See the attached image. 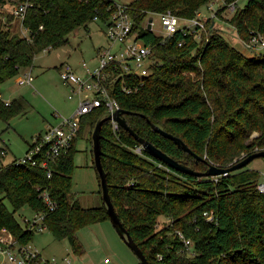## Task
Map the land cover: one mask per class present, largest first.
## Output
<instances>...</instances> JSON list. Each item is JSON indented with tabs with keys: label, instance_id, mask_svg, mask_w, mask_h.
Returning <instances> with one entry per match:
<instances>
[{
	"label": "trees",
	"instance_id": "16d2710c",
	"mask_svg": "<svg viewBox=\"0 0 264 264\" xmlns=\"http://www.w3.org/2000/svg\"><path fill=\"white\" fill-rule=\"evenodd\" d=\"M7 1L0 3L4 6ZM26 1L32 3L22 22L28 37L11 33L15 16L1 9L10 24L0 29V86L32 68L38 53L67 44L77 29L97 20L107 24L116 9L108 0H14L15 4ZM214 1L127 3L139 39L152 46L156 64L148 77L125 78L130 93L122 90V81L108 86L121 110L130 113L124 118L140 138L200 173L211 166L229 168L264 151V54L259 50L252 51L253 57L244 55L215 20L206 24L200 39L181 32L165 39L146 29L145 21L149 15L169 11L193 19ZM219 1L220 18L235 5L225 22L239 39L264 38V0H248L243 9L237 7L238 0ZM24 111L21 99L6 105L0 97V117L5 121ZM106 116L103 107L87 114L70 151L50 162L49 169L17 164L18 160L0 168V233L6 229L20 245L28 246L37 227L26 221L21 225L15 214L29 207L45 215L42 226L56 240H68L75 254H84L78 232L109 216L105 205L84 208L76 199L74 161L78 143L85 140L92 146L93 131ZM151 124L180 138L201 160L154 131ZM139 147L141 152L136 150ZM101 148L115 211L149 264H264V193L258 188L264 177L259 171L245 167L202 178L183 174L152 157L123 128L113 131L110 121L102 125ZM44 192L55 204L53 210L41 197Z\"/></svg>",
	"mask_w": 264,
	"mask_h": 264
},
{
	"label": "rangeland",
	"instance_id": "374dc122",
	"mask_svg": "<svg viewBox=\"0 0 264 264\" xmlns=\"http://www.w3.org/2000/svg\"><path fill=\"white\" fill-rule=\"evenodd\" d=\"M114 1L118 4H127L132 0ZM247 2L248 0H238L237 7L243 9ZM15 6L14 0H9L2 8L5 9L3 11L11 12ZM220 7H223L222 2H216L213 12L216 13ZM3 11L0 9V29H6L11 23L8 27L13 35L28 37L29 32L26 27H23L22 22L13 17V20L8 23L6 17L2 16ZM203 11L207 12L206 9ZM234 11L235 9L229 8L222 14L223 18L216 15L215 19L209 21L215 20L213 23L216 22L219 28L223 27V34L236 49L248 57H253L255 53L225 22L226 18L232 17ZM1 17H5L4 22ZM150 17H153L155 21L152 32L165 38L166 31L162 27L160 17L155 14L149 15L145 24ZM106 33V24L99 20L90 23L87 28H79L69 35L67 44L38 53L32 68L23 69L17 77L0 86L5 103L21 99L25 104L24 113L15 115L8 121L0 117V168L15 160L24 159L28 153L29 144L33 143L35 137L45 132L47 127L58 122L57 115L69 117L74 113L78 106V99H69L72 89L61 79V71L70 67L75 75L84 77L86 71L82 64L85 62L90 68H94L98 61L99 50L109 47ZM197 35L200 39V34ZM261 53L264 54V49ZM29 73L33 76L32 84L20 85L18 79ZM77 149L78 153L74 161L73 193L82 207H101L105 203L91 152L92 146L83 140L78 143ZM3 150L6 152L4 155L1 154ZM247 168L259 171L264 177V158L254 160ZM6 205L9 210H13L8 201ZM15 216L19 223L24 225L25 220L34 219L35 213L29 207H24ZM78 237L84 248L82 256L73 252L68 240H56L47 229L36 232L29 245L41 254L43 260H55V264H67V260H70L71 264L140 263L139 258L117 233L110 220L81 229ZM0 264L11 263L6 255L0 253Z\"/></svg>",
	"mask_w": 264,
	"mask_h": 264
},
{
	"label": "built area",
	"instance_id": "2783aa9c",
	"mask_svg": "<svg viewBox=\"0 0 264 264\" xmlns=\"http://www.w3.org/2000/svg\"><path fill=\"white\" fill-rule=\"evenodd\" d=\"M108 1L113 2L116 8L114 14L106 24L109 47L99 50L98 61L94 68H90L85 62L82 64L83 69L86 71L84 77L75 75L70 67L61 71L63 82L72 87L69 99H78L77 109L69 117L57 115L56 119H58V122L50 125L45 132L34 138L26 157L18 160L17 164H31L33 166L41 164L43 168L49 169L50 162L55 161L62 154L70 151L75 138L78 136L83 118L87 114L101 107L105 108L109 115H113L115 112L121 110L119 103L111 97L108 86L122 81V90L130 93L131 89L124 84L126 77L142 79L150 76L152 73V68L156 64V61L153 59V48L139 39V30L135 29V20L129 13L128 4H118L114 0ZM216 2L220 1L211 2L207 6V12L202 11L193 19L180 18L170 11L163 14H155L160 17L162 27L166 31L165 39L172 38L178 32L187 36L197 35L201 31L206 30V24L209 20L216 18L217 12H213ZM31 5L30 1L18 3L11 12L15 18L23 22ZM2 7L3 5L0 3V9ZM229 8L233 10L235 9V5H231ZM4 19L5 17H3ZM154 23L153 18L152 28ZM147 27L148 22L145 24L146 29ZM244 44L252 51L263 50L264 38L256 35L250 41H244ZM179 46H182V43ZM32 82L33 76L31 73L18 79L20 85H31ZM6 105H9V102H6ZM110 122L113 131L119 132L121 129L119 123L115 120H111ZM136 150L137 152L142 151L140 147ZM4 154L6 152L2 151V155ZM50 176L51 172L49 171L48 177ZM258 188L261 193H264V181ZM41 197L50 209L53 210L55 204L51 200L50 195L44 192L41 194ZM44 218L45 215L43 213L35 214L32 221H25L30 224L31 228L37 227V232H42L45 229L42 226ZM0 253L6 255L11 264H32V262H35V264L56 263L55 260L41 259L38 261L41 254L33 249L31 245H20L13 234L6 229H3L0 233ZM67 264H71V261L67 260Z\"/></svg>",
	"mask_w": 264,
	"mask_h": 264
},
{
	"label": "water",
	"instance_id": "95a60500",
	"mask_svg": "<svg viewBox=\"0 0 264 264\" xmlns=\"http://www.w3.org/2000/svg\"><path fill=\"white\" fill-rule=\"evenodd\" d=\"M152 22L153 17H150L148 19V27L147 29L151 31L152 29ZM130 114L127 111L120 110L115 112L113 115L107 114V116L98 122L96 125L93 134H92V150L94 153V163L97 170V173L99 175L101 189H102V197L104 200V205L107 208V213L109 216V220L113 224L114 228L116 229L117 233L122 237V239L125 241V243L130 247V249L136 254V256L139 258L141 264H149L147 258L143 254V252L140 250L138 245L134 242L128 231L125 229L123 224L121 223L115 208L113 206V203L111 201V197L109 194V187H108V181H107V175L105 173V170L102 166L101 162V128L104 122L115 120L119 123L121 128H123L125 131L129 132L133 137H135L136 140L141 144L143 150L147 151L152 157L155 159L161 161L162 163L168 165L169 167L173 168L174 170L181 172L183 174L195 176V177H218L223 175H228L232 172L241 170L245 167H247L251 162H253L256 159L264 158V151L256 152L244 160L240 161L239 163H236L235 165L229 167V168H218L216 166H211L210 169L205 173H200L195 171L193 168L189 167L185 163H180L170 156H168L166 153L158 149L156 146H154L149 141H146L145 139L140 138L127 124L124 115ZM152 129L159 134L163 135L166 138H169L172 140L177 146H179L183 151L186 153H189L193 155L197 161H200L201 158L197 155H195L188 147L187 145L178 137L173 136L164 130L160 129L158 126L151 124Z\"/></svg>",
	"mask_w": 264,
	"mask_h": 264
},
{
	"label": "crops",
	"instance_id": "0c3cea01",
	"mask_svg": "<svg viewBox=\"0 0 264 264\" xmlns=\"http://www.w3.org/2000/svg\"><path fill=\"white\" fill-rule=\"evenodd\" d=\"M71 89H72V87H70ZM0 97L3 99V96H2V93H1V91H0ZM4 151V150H3Z\"/></svg>",
	"mask_w": 264,
	"mask_h": 264
}]
</instances>
